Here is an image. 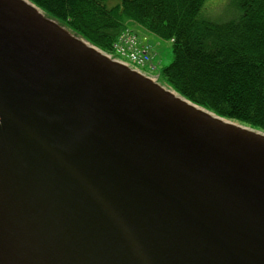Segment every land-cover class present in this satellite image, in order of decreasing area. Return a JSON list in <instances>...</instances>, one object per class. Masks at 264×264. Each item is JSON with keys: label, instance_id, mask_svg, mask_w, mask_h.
<instances>
[{"label": "water", "instance_id": "water-1", "mask_svg": "<svg viewBox=\"0 0 264 264\" xmlns=\"http://www.w3.org/2000/svg\"><path fill=\"white\" fill-rule=\"evenodd\" d=\"M0 264H264V133L0 0Z\"/></svg>", "mask_w": 264, "mask_h": 264}, {"label": "trees", "instance_id": "trees-1", "mask_svg": "<svg viewBox=\"0 0 264 264\" xmlns=\"http://www.w3.org/2000/svg\"><path fill=\"white\" fill-rule=\"evenodd\" d=\"M105 53L130 21L172 42L163 84L264 132V0H29Z\"/></svg>", "mask_w": 264, "mask_h": 264}, {"label": "rangeland", "instance_id": "rangeland-1", "mask_svg": "<svg viewBox=\"0 0 264 264\" xmlns=\"http://www.w3.org/2000/svg\"><path fill=\"white\" fill-rule=\"evenodd\" d=\"M218 0H215V3ZM117 2L116 0H112L111 4ZM127 27H130L134 30L137 29L136 26L132 25H128ZM149 39H150V43L153 46V49L156 53V60H155V65L157 66L156 70H152V68L150 66H145V67H136V69H139L140 71H142L143 73H146L148 75H151L153 77H158L161 70L164 67L169 66L172 62H173V47H172V42L168 41V40H163L160 39L159 37H157L154 34L149 33ZM132 68H135L133 66H131ZM163 81L160 80L159 83H162ZM164 85V84H163ZM166 86V85H164Z\"/></svg>", "mask_w": 264, "mask_h": 264}, {"label": "built area", "instance_id": "built-area-1", "mask_svg": "<svg viewBox=\"0 0 264 264\" xmlns=\"http://www.w3.org/2000/svg\"><path fill=\"white\" fill-rule=\"evenodd\" d=\"M117 53L123 57L129 58L133 62L144 64L150 61V48L145 46L140 40L132 34L121 36L119 42L115 45Z\"/></svg>", "mask_w": 264, "mask_h": 264}]
</instances>
